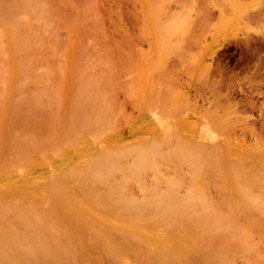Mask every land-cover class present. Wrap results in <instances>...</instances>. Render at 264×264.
Returning a JSON list of instances; mask_svg holds the SVG:
<instances>
[{
  "label": "rangeland",
  "instance_id": "1",
  "mask_svg": "<svg viewBox=\"0 0 264 264\" xmlns=\"http://www.w3.org/2000/svg\"><path fill=\"white\" fill-rule=\"evenodd\" d=\"M8 1L11 3L9 4ZM18 1L0 0V22L4 23L0 25V34L3 35L0 36V46L2 48L0 49V62L3 65L4 61L8 62L10 60V62L7 63L10 67L13 60L15 62L18 59L21 60L20 63L19 60L17 61L16 64L19 63L18 65L12 64V69L10 68L12 71H9L10 69L7 68L10 77L6 76L7 72L6 74L3 72L5 74H3V77L7 78L2 85L0 84V87H3L2 90H0V97L2 95L0 104L3 102V99L9 102L7 99L10 97L9 95H11V97L13 96V99L16 100V97L21 98L20 96H22L23 93L26 97L32 94L27 97L30 100L25 97V101L28 100L30 104L31 102L32 104H28L30 108L26 105L28 108L26 111V106L24 107L22 103L25 105L28 101H23V95L21 98L23 102L19 99L16 101L18 103L21 101L20 105H15L18 108L13 105L15 103H12L13 108H11V105H9V107L8 104L11 103V101L7 103L6 109V102L3 104L4 109L1 108L3 106H0V111L1 109L4 110L3 112L1 111L2 113L0 112L2 114L1 117L4 118L3 120V118L0 117L2 120V122L0 120V126L2 128L9 123H5L6 125L2 124L4 123L3 121L7 122L5 111L7 114L8 111L11 112H9L8 120L11 119L12 123L8 124L9 126L11 125V127H14V125L17 124L15 122L20 120L16 128L14 127L16 130L21 126L19 125L21 123V118L24 120L23 116L27 115L26 113L30 115H28L29 117L26 116L29 120L25 121L28 126L25 125L24 121V124L21 123L23 129L20 128L16 131L8 127L11 133L9 134V132L7 133L6 131L7 135L6 133L4 134L7 126L4 130L0 128L3 132L2 136L6 135L3 136V138L0 136L2 139V141H0V146L3 145V149L7 148L6 150L0 151V155H4L5 153L3 157H9V159H7L0 156V196L2 200L6 199L5 202L1 201L7 204L6 201L9 200L10 206L8 204V208H11V206H14L11 204H13L17 197H14L13 193L17 192L18 197L21 199V194L23 195L27 192L26 194L28 195H24L26 198L21 199L25 201V203L16 200L20 201V203L18 202L19 205H15V209L18 208V210L21 211V209H23L22 207L28 203V206H26L31 209H26H28L31 214L37 212L33 219L36 220V218H38L41 220L46 217L51 220V218L55 217V220L62 221L60 224L62 226L61 228L55 227V230H57L56 232L60 234L58 235V239L60 240V238L67 237L66 239L68 240L72 238L77 240L79 238L78 241L80 242L78 243L72 239L71 242L74 241L72 244L73 246H70L71 248L69 250L65 249V251L69 253V255H67L71 258V264L72 262L77 263V260L78 263L80 261L82 262L79 264H99V261L100 264H105V262H102L103 259L104 261L107 260L106 264H118V262L119 264H139V262L143 263L145 261V264L149 262H151V264H168V262L172 260L173 264H176L174 261L177 260V262L180 261V264H197L198 262L196 263L194 258L192 259L194 262L189 259L196 253L195 256L199 255V259L197 258L198 261H200L201 256H203L200 263L204 261L203 264H217V259L222 258L221 251H223L225 245L224 251L230 250L228 253L230 255L229 258H227L228 256H225L223 253L222 256L225 259H222L224 263L228 259L232 262L235 261L237 264H249L245 263V261H255V258L260 255L262 256V260L259 256L256 262L264 264V209H262L264 207L261 206L263 205L262 203H264V182L262 181L264 179V0H36V3L32 0ZM7 4H9V6ZM15 4H18V7H16ZM28 5H32L31 8ZM24 6L28 7L25 8ZM21 8L25 9L22 10ZM30 9L33 10L31 11ZM20 10L22 13L24 11L26 14L23 13L25 15L24 18V15L21 17L22 14ZM36 10L38 12H36ZM11 12L15 14V17L17 14H21L17 17L24 21L12 16L10 14ZM29 12H32V14ZM3 14H5V16H3ZM32 15L35 16V18ZM28 16L33 18L29 20L30 17ZM11 17L17 22L15 23ZM9 21L13 22V27H16L15 29H17V27L20 28L21 25V28L17 30L19 32L13 30L14 28ZM30 23H32L33 26ZM25 26H28V30L24 28ZM21 29H24L27 33H24V35L22 32L25 37L22 36V40H25V42L29 45L31 44V46L27 44L26 46L24 45L26 48L23 47V41H19L16 38L20 36ZM12 31H14V33ZM27 35H30L31 38L27 37ZM10 38L13 40L10 41ZM18 38L20 39V37ZM30 39L35 40H32V42ZM34 43L37 46L34 45ZM16 46L18 47L16 48ZM32 47L35 49H32ZM13 49L19 52L23 49L24 53L18 52L17 54L16 51L15 55L10 51ZM2 52L7 56H2ZM25 53H28V55ZM23 54L28 56H26L28 61ZM29 55L30 57L32 55V57L30 58ZM1 57L4 58V61ZM18 57H21V59ZM22 57L24 59H22ZM29 60L30 63H28ZM27 63L28 65H26ZM7 64L5 66H7ZM0 67L2 66L0 65ZM4 69L6 68L3 65V69L1 70L0 68V72ZM37 69L40 75H37ZM22 72L26 73L27 78L24 76L25 74L22 75ZM1 75L2 74H0V76ZM20 77L30 79H28L29 82L25 81L26 87H21L23 93L20 90L19 93L22 94L17 96L19 94L15 92L19 90L17 86L23 85L22 83L17 86L15 85V83H19ZM25 78L24 80H26ZM28 85L29 88H27ZM24 89L25 91H23ZM40 89L42 92H40ZM12 93H15V95H12ZM4 94L5 96L7 95V98L3 96ZM81 94L82 98H80ZM14 96L16 97L14 98ZM78 98H80V100ZM40 103L43 105H40ZM20 106L21 108L24 107L22 112L26 111V113L24 112L25 115L22 114L23 116H21V118ZM8 107L10 110H8ZM17 109L20 114L17 113ZM78 111L81 112L78 113ZM14 114H17V116ZM36 114H38V117ZM94 118L96 120L98 119L97 122H94ZM25 120H27V118H25ZM83 122L84 124H82ZM96 123L98 124L95 125ZM24 125L27 127H24ZM76 125H78V127H76ZM85 125H87V128ZM26 129H28V131H26ZM25 132L28 138L34 135V143L32 144V140L28 141L29 144L31 142L32 146L31 144L30 146H25L23 142V148L21 145V148L13 147L15 137H18L21 133L22 135L18 137V140L19 143H22L20 141L25 135ZM5 137H7V140L3 141ZM25 139L27 140V138ZM18 140L17 145H19ZM2 142H5V147ZM34 144L36 146H34ZM212 147L214 151H212ZM19 149H22L26 155H29V158L28 155L26 157L28 160L26 163L27 165H24L23 162L24 159H26V155ZM204 149H208L209 151ZM209 152L210 154H207ZM213 153L217 155H212ZM21 154H23L24 158ZM211 157H213V159ZM16 158L17 160L19 158L17 162ZM20 158H23L22 161ZM4 159L7 160V165ZM205 159L209 161L205 162ZM218 160H220V162ZM202 161L209 164L205 165ZM17 163L19 165H17ZM234 164L237 166L236 168L240 170V174L244 172L242 174L244 177H242V175L238 176L239 173L236 175L238 171H236L237 169H235ZM199 165H203L204 168H199ZM209 165L210 167H208ZM194 166L196 169L199 168L202 170L197 169V171ZM227 166H232V168H234V176L231 175L234 170L229 169V167L227 168ZM120 168H122L120 171L117 170ZM205 168L209 169L206 170ZM213 169H215V172ZM205 170L206 172H204ZM210 170L212 171L210 172L211 176L208 172ZM199 171H202V174ZM18 172H20V174ZM217 175H219L220 180L217 179ZM224 176L226 178H224ZM236 176L239 178L238 181ZM27 177L28 183L22 184L25 180L27 182ZM207 177L210 180H208ZM254 179H256V184L258 183L257 180L262 184H257L258 186L254 184L257 187L256 189L259 188L258 190L262 189L263 191L260 190L261 192H259L255 190L253 184H249L250 182H255ZM212 180L214 182L216 181L215 183L218 185ZM240 180L248 182V186L246 183L243 185L244 183ZM233 182L235 184L237 183L236 186L239 187L236 188ZM239 182L245 187L242 188ZM27 184L28 188L26 187ZM220 184H223L222 187L224 186L225 188L222 189ZM259 185L262 186V188ZM234 186L238 190H235ZM240 187L243 191L239 189ZM24 189L27 191H24ZM206 190L211 192L208 193ZM213 190L215 193H213ZM248 190H251L252 194L254 193L253 195L256 194V196L252 195L256 198L252 197V199L250 197L252 201L250 199L247 201L249 196L247 198L245 197L247 194L251 196V191L248 193ZM253 190H255V192H253ZM144 192L149 193L150 196ZM37 193L39 196L35 198ZM229 194L233 195V198ZM241 194L242 197L245 198H241ZM257 194H259V196ZM207 195H209L212 201H210ZM148 196L152 197L149 198ZM193 196H196V199H199L197 198V196H199L201 198L199 199L200 201L197 200V202L195 199V201L193 200V202H190L195 198ZM219 196L225 199H218L220 198ZM228 196L231 198L230 200ZM188 198H190L189 201ZM154 199L158 200L159 204L158 201ZM227 199L230 202H228ZM256 199L260 202L257 200L258 203L254 204L255 202L253 203V200L256 201ZM134 200L135 202H133ZM47 201L54 205H50ZM116 201H121L120 203L124 208ZM152 201L154 203H152ZM122 202H126L128 205L130 203L132 206L126 207L127 204L124 203L123 205ZM138 202H141V204L139 205ZM216 202H219L220 205ZM1 203L0 206L3 205ZM29 203L31 206H29ZM190 203L193 204L191 205ZM194 203L198 205V210H195L197 206ZM232 203L236 208L238 207L237 210ZM173 204L178 207L175 209V212L172 210L175 208ZM210 204L218 205L217 208L222 207L224 214H221L222 212L220 209H218V211L220 210L221 213L219 212L218 214L215 205L213 206ZM226 204L230 206L229 210H227ZM168 205L172 208H169L171 212L173 211L175 213L168 212V214L176 215V212L179 213L173 218L170 215L171 219L166 213V209L164 210V208H168ZM189 205L190 207H188ZM209 205L210 207L213 206L216 210L213 209V207L210 208ZM33 206L34 208H32ZM244 206L246 208H244ZM251 206L255 207V209H253V207L251 208ZM184 207L186 209L190 208V210H186ZM204 207L206 209H204V213L203 211H199ZM5 208L8 210L6 205ZM126 208L127 210H125ZM130 208H133L132 210L135 211H131ZM15 209H12L13 211L10 209L12 214L10 212L9 214L7 210L4 211L7 214L1 213L0 216L2 217L9 214V216H6V219L4 218L7 225L9 223L8 221L12 220L11 215L14 216V213L17 214L18 210L14 212ZM162 209L163 211L160 212ZM192 209L193 212L195 210L197 214L194 213V215H190V213L193 214ZM31 210L34 213L31 212ZM261 211L262 214H260ZM24 212L25 210H23V213ZM136 212L140 214L143 212L144 214H142V217L143 215L147 216H145L146 218L139 217L142 218L139 219L137 215L140 216V214H136ZM164 213L167 214V216H164L166 219L159 216L165 215ZM216 213L218 215H215ZM232 213L235 215L234 218ZM235 213H237V216ZM244 213L246 215L243 216L242 214ZM20 214L21 213H18L17 215ZM51 214L54 216H51ZM186 214L188 216H185ZM38 215H40V217ZM58 215L60 220L58 219ZM222 215H224L223 217L226 221L231 217V219L235 221V223H233L234 225H230L233 222H231V220H229V222H231L230 224L229 222L227 224L225 221L223 222L224 219L222 220ZM239 216H241V220ZM116 217L119 218L117 219ZM120 217L121 219L123 218V220H121ZM255 217L260 218L259 221L257 220L258 218L256 219ZM28 218L31 219L32 217ZM218 218L220 222L217 223L219 224L215 223L217 224L216 229L219 227L220 231L214 229L216 225L212 224L216 220L219 221ZM2 219H0V228H4L5 233H7L11 227L7 226L5 222L3 224ZM33 219H31V221H33ZM136 219H138V221ZM163 219L167 223H163ZM180 219L184 220V222L179 223L181 221ZM40 220L37 223H42L43 220H41V222ZM48 220L49 219H47L45 223L48 224ZM55 220L52 219L51 221L54 223ZM94 220L96 221L94 222ZM246 220L249 221V224L245 223ZM58 221L55 222L59 224L60 222L58 223ZM168 221H171L169 225H173V228H171V225L170 229L166 228ZM173 221L175 223H173ZM201 221H205L204 224ZM242 221H244V223ZM99 222L103 226L102 228ZM257 222L263 225L261 226L257 224ZM45 223H42V225ZM53 223L52 225L54 226L55 223ZM138 223L140 226L136 225ZM10 224L12 225L11 221L9 225ZM207 224H212L211 226H213L212 228L209 226L211 230L213 229L210 231L211 235L209 234ZM220 224L225 230L226 227L229 228L230 230L228 232H231L227 233L225 230H222L224 231L222 232L221 227L218 226ZM235 224H237V228ZM70 225L73 227L68 228ZM79 225H81L82 229ZM169 225L167 226L168 228ZM181 225L183 228H181ZM230 226L232 228L235 227V229H231ZM242 226H244L245 229L244 233L243 230L240 232ZM43 227L45 226L43 225ZM43 227H41V229ZM65 227H67V229ZM251 227L254 231L255 228L258 230H256L257 232L261 231V233H263L261 234L263 235V239L260 238L261 236H259V238L257 237L260 239L259 241L255 236L253 238L251 234L253 233L257 236L258 233L253 230L251 233V231H249ZM45 228H47V230L50 229V231L52 230L51 227L49 228L46 226ZM71 228L73 231L68 230ZM154 228L155 230L152 231ZM201 228L203 230H201ZM44 229H42L43 231L41 230L42 233L45 232ZM0 230L2 231L3 229ZM61 230L64 233V237L60 233L62 232ZM119 230H123L122 232L124 233L119 232ZM65 231L69 233H66L67 236L65 235ZM88 231L90 232L88 233ZM113 231L114 233H112ZM3 232H1L0 235ZM72 232L75 233V235ZM248 232H250V234H248ZM106 233H108V236ZM110 233L113 235H110L112 243L109 237ZM166 233L168 235H166ZM44 234H46V232ZM77 234L78 236L75 238ZM83 235H85V238ZM199 235L205 238L200 240V238H198L200 237ZM222 235L227 236L223 237L226 243L225 240L223 241L221 238ZM249 235L252 236V241H250L251 238ZM258 235H260V233ZM166 236H169V238ZM173 236L177 237L174 239ZM242 236L246 237V243L243 238L242 243L245 244L241 246L242 243L237 241L241 242ZM6 237L7 236L3 237L4 240ZM96 237L99 239L96 240ZM217 237L221 238L219 240L222 241L218 242V240H216ZM228 237H232L233 240L235 239L234 244L233 240H231L232 243L228 241L230 240ZM88 238H90V240ZM122 238H125L127 242L132 245L126 244V240H123L126 248L123 247ZM58 239L56 237V240ZM64 239H61L63 243H65ZM113 239H117L115 241L117 246H115ZM128 239H130V242ZM2 240L1 238L0 246L2 244L4 247L6 240L4 243ZM68 240L67 242L71 243ZM158 240H161V243ZM194 240L201 241L202 243L195 242ZM254 240L258 242H253ZM155 241L159 242L161 246L157 245L158 243H155ZM247 241H249V244ZM117 242L118 244L121 242L123 246L121 243L118 245ZM134 242V245H137L135 248L133 245ZM172 243L174 246L177 244L176 246L178 247L174 248L176 250H173L174 246ZM255 243L258 246L254 245ZM246 244L249 245V250L247 249L245 251L243 248ZM251 244H253L255 248H252ZM141 245L145 246L144 249L146 252L144 250V252L142 250V252H140L139 249ZM2 246L0 251L4 250ZM5 246H7V244ZM68 246H66V248ZM90 246L92 247L88 248ZM131 246H133L132 249L134 250L130 249ZM171 246L172 248H169ZM231 246H234L233 252H231L232 248H229ZM239 246L241 247L239 248ZM194 247L200 250L202 249L201 251L203 254H198L200 250ZM64 248L65 247L59 248L60 252H63L60 254H64ZM110 248L112 251H115L112 252ZM124 248L125 251L123 250ZM61 249L63 251H61ZM77 249L79 251H75ZM126 249H128L129 254L134 252L132 255L133 258L131 255L128 257L129 255ZM194 249L196 253L191 252L194 251ZM235 249L247 255H240V252L238 251V254L235 252ZM70 250L73 255H77L76 258H74L77 260L73 261ZM166 250L170 251V253L168 252L170 255ZM214 251L215 253L221 252V255L219 253V257L216 256L217 254H215ZM256 251H258L257 253L259 254H256ZM94 252L97 255H95ZM190 252L194 254L191 255L189 254ZM79 253L82 258L78 257ZM90 253L96 257H92ZM100 253L101 255H99ZM141 253L145 254L146 256H143L146 258L147 255L149 258L150 254V259L144 260V257L141 258ZM153 253L154 257L151 255ZM114 254L117 255L115 256ZM248 254H250L251 257ZM207 255L210 257H207ZM172 256L174 258H172ZM186 256L189 259V263L185 262L187 261ZM245 256L248 260L245 259ZM63 257L65 259L66 255ZM112 257L113 259H111ZM95 258L99 261H96ZM208 258L210 261L207 260ZM64 259L63 261H66ZM89 259L90 261H88ZM116 259L118 260L115 261ZM140 259H142V261ZM232 259H234V261ZM94 260L96 262H94ZM112 260H114V262ZM214 260H217L216 263H214ZM67 261L66 264L68 263ZM172 262L170 263L172 264ZM63 263L65 264V262ZM221 263L224 264L223 262ZM230 263L228 262V264ZM253 263L252 261L251 264ZM218 264L220 263L218 262Z\"/></svg>",
  "mask_w": 264,
  "mask_h": 264
},
{
  "label": "bare ground",
  "instance_id": "2",
  "mask_svg": "<svg viewBox=\"0 0 264 264\" xmlns=\"http://www.w3.org/2000/svg\"><path fill=\"white\" fill-rule=\"evenodd\" d=\"M17 1H18V0H17ZM21 1H24V0H21ZM25 1H26V0H25ZM32 1L35 2L36 0H32ZM18 2H19V1H18ZM28 2H30V1H28ZM28 2H27V4H28ZM6 3H7V2H6ZM8 3H9V1H8ZM10 3H11V2H10ZM10 3H9V4H10ZM23 3H24V2H23ZM35 3H36V2H35ZM9 4H7V5L9 6ZM18 4H19V3H18ZM18 4H17V5H18ZM5 5H6V4H5ZM15 5H16V4H15ZM17 5H16V7H18ZM23 5H24V4H23ZM25 5H26V4H25ZM32 5H33V4H32ZM32 5H31V6H32ZM13 6H14V5H13ZM28 6H29V5H28ZM28 6H24V7L27 8ZM31 6H29V7L31 8ZM37 6H38V5H37ZM37 6H35V7H37ZM11 7H12V6H11ZM16 7H15V8H16ZM19 8H20V6H19ZM19 8H18V9H19ZM25 8H24V9H25ZM16 9H17V8H16ZM16 9H15V10H16ZM21 9H22V8H21ZM24 9H22V10H24ZM28 9H29V8H28ZM11 10H12V8H11ZM30 10H31V9H30ZM30 10H29V11H30ZM32 10H33V9H32ZM32 10H31V11H32ZM18 11H19V10H18ZM50 11H51V10H50ZM20 12H21V10H20ZM25 12H26V11H25ZM36 12H38V11L36 10ZM39 12H40V11H39ZM5 13H7V12H5ZM13 13H14V11H13ZM23 13H24V11H23ZM23 13L21 12V14H22V15L20 14L21 17L25 14V13H24V14H23ZM26 13H28V12H26ZM29 13H30V12H29ZM34 13H35V10H34ZM34 13H33V15H34ZM47 13H48V12H47ZM47 13H46V15H47ZM0 14H1V13H0ZM10 14H11L12 16L15 15V14H12V12H11ZM16 14H17V13H16ZM30 14H32V12H31ZM18 15H19V14H17V16H18ZM20 15H19V16H20ZM25 15H26V14H25ZM25 15L23 16V18L25 17ZM33 15H32V16H33ZM3 16H5V14H3ZM9 16H10V15H9ZM17 16H16V17L14 16V17H15V18H18L19 16H18V17H17ZM36 16H37V15H36ZM28 17H30V16H28ZM28 17H27V18H28ZM33 17L35 18V16H33ZM33 17H30L29 20H31ZM52 17H53V16H52ZM2 18H3V17H2ZM5 18H6V17H5ZM27 18H25V19H27ZM3 19H4V18H3ZM8 19H9V18H8ZM11 19H13V21H15V23L17 22L16 20H14L13 17H11ZM18 19H19V18H18ZM18 19H17V20H18ZM1 20H2V19H1ZM6 20H7V19H6ZM9 20H10V19H9ZM19 20H21V19H19ZM22 20H23V19H22ZM22 20H21V21H22ZM33 20H35V19H33ZM2 21H3V20H2ZM23 21H24V20H23ZM9 22H10V21H9ZM19 22H20V21H19ZM30 22H31V21H30ZM32 22H33V21H32ZM47 22H48V21H47ZM5 23H7V22H5ZM33 23H34V22H33ZM1 24H4V23H1V22H0V25H1ZM10 24H11V26L13 27V22H12V21L10 22ZM17 24H18V23H17ZM17 24H16V26H17ZM19 24H21V23H19ZM30 24L33 26L32 23H30ZM30 24H27V25H30ZM35 24H36V23H35ZM48 24H49V22H48ZM48 24H47V26H48ZM8 25H9V24H8ZM23 26H24V25H23ZM32 26H31V27H32ZM34 26H35V25H34ZM13 28H14L13 30H16V31H17L18 29L21 28V25H20V28H18V27H17V29H15L16 27H13ZM24 28H27V30H28V26H27V27L25 26ZM33 28H34V27H33ZM30 29H31V28H30ZM32 30H34V29H32ZM16 31H15V33H16ZM12 32L14 33V31H12ZM17 32H19V31H17ZM22 32H23V34L26 33V32L24 31V29H21V32H20L21 34H20V36H18V37H20L21 40H20L18 37H16L19 41H23L22 38H23L24 36H23ZM30 32H31V31H30ZM30 32H29V33H30ZM0 33H1V31H0ZM26 34H27V33H26ZM1 35H2V34H0V36H1ZM14 35H15V34H14ZM18 35H19V33H18ZM24 35H25V34H24ZM33 35H34V33H33ZM33 35H32V36H33ZM2 36H3V35H2ZM16 36H17V35H16ZM22 36H23V37H22ZM10 37H11V36H10ZM21 37H22V38H21ZM27 37L31 38L30 35H29V36L27 35ZM8 38H9V37H8ZM16 38H15V39H16ZM24 38H25V37H24ZM33 38H35V37H33ZM11 40H13V39L10 38V41H11ZM30 40H31V39H30ZM32 40H35V39H32ZM32 40H31V41H32ZM27 41H28V40H27ZM0 42H1V41H0ZM32 42H33V41H32ZM13 43H14V42H13ZM17 43H18V42H17ZM19 43H20V42H19ZM23 43H24V44H23ZM22 44H23V47H25L28 43L25 42V40H24V41L22 42ZM0 45H1V43H0ZM14 45H15V44H14ZM17 45H18V44H17ZM24 45H25V46H24ZM28 45H29V44H28ZM34 45H36V44L34 43ZM19 46H20V45H19ZM29 46H31V44H30ZM29 46H28V47H29ZM36 46H37V45H36ZM11 47H12V46H11ZM17 47H18V46H16V48H17ZM20 47H22V46H20ZM23 47H22V48H23ZM16 48H15V49H16ZM25 48H26V47H25ZM25 48H24V50H25ZM30 48H31V47H30ZM0 49H2L1 46H0ZM32 49H35V48L32 47ZM32 49H31V50H32ZM24 50L22 49V51H20V52H23V53H24ZM10 51H11V53L13 52V54L16 55V51H17V50L15 51V50L13 49V50H10ZM25 51H26V50H25ZM3 52H4V51H3ZM3 52H2V53H3ZM14 52H15V53H14ZM18 52H19V51H17V54H18ZM20 52H19V53H20ZM0 53H1V52H0ZM3 54H4V55H3ZM3 54H2V56H4V57L7 56V55H5V53H3ZM25 54L28 55V53H25ZM0 55H1V54H0ZM23 55H24V54H23ZM27 55H24V56L26 57ZM12 56H13V55H12ZM12 56H10V57H12ZM13 57H14V56H13ZM27 57H28V56H27ZM27 57H26V59H27V61H28V58H27ZM29 57H30V55H29ZM31 57H32V55H31ZM31 57H30V58H31ZM1 58H3V57H1ZM6 58H8V57H6ZM18 58L21 59V57H18ZM22 59H24V58L22 57ZM1 60H2V59H1ZM18 60H19V59H18ZM18 60H16V62H15L14 60H13V61L11 60L12 63H11V66L9 67V66H8L9 64H7V63L10 62V60H9L8 62H5V61H4V58H3V61H4V62H3V65H4V67H5L6 69H4L2 72H0V74H2V75L0 76V77H1L0 81L2 80L1 83H0L1 85L4 83L5 79L7 78V77L4 78L3 76L6 74V72H7V75H6V76H9L8 73H9V71H12V70H11V69H12V68H11V67H12V64H16ZM20 61H21V60H19V63H20ZM22 61H23V60H22ZM14 62H15V63H14ZM25 62H26V61H25ZM31 62H32V61H31ZM5 63L7 64V66H5V65H6ZM19 63H18V64H19ZM21 63H22V62H21ZM28 63H30V60H29ZM28 63H27L26 65H28ZM18 64H16V65H18ZM0 65L2 66V67H0L1 70H2V69H3V65H2L1 62H0ZM14 66H15V65H14ZM23 66H24V65H23ZM17 67H18V66H17ZM26 67H27V66H26ZM37 67H38V66H37ZM37 67H36V68H37ZM7 68H9V69L11 68V69H10L9 71H7ZM14 68H15V67H14ZM21 68H22V67H21ZM15 71H16V70H15ZM27 71H28V70H27ZM3 72H4L5 74H4ZM25 72H26V70H25ZM14 73H15V72H14ZM26 73H27V72H26ZM26 73H23V72H22V75L25 74L24 76L27 78ZM28 73H29V72H28ZM3 74H4V75H3ZM10 74H11V72H10ZM37 75H40V74H38V69H37ZM29 76H30V75H29ZM29 76H28V77H29ZM9 77H10V76H9ZM15 77H16V76H15ZM25 77H24V78H25ZM39 77H40V76H39ZM20 78H21V77H20ZM22 78H23V77H22ZM22 78L19 79V83H18V82L15 83L16 86H17L18 84H20V83L23 84V85H18L19 88H18V86H17V89H19V90H18V92L15 91L16 93H19V91L21 90V87H22V88H23V86L26 87V82H25V81H28V82H29L28 79H30V78H28V79L25 78L26 80H24V78H23V79H22ZM3 79H4V80H3ZM17 79H18V78H17ZM23 80H24V81H23ZM38 80H40V79H38ZM6 81H7V80H6ZM17 81H18V80H17ZM28 82H27V83H28ZM24 84H25V85H24ZM28 84H29V83H28ZM2 88H3V87L1 86V87H0V90H2ZM9 88H10V86H9ZM13 88H14V87H13ZM27 88H29V85H28ZM14 89H16V88H14ZM35 89H36V87H35ZM12 90H13V89H12ZM12 90H11V91H12ZM8 91H9V90H8ZM23 91H25V89H24ZM27 91H28V90H27ZM21 92H22V90H21ZM40 92H42L41 89H40ZM3 93H6V92H3ZM22 93H23V92H22ZM22 93H21V94H22ZM0 94H1V93H0ZM6 94H7V93H6ZM9 94H10V93H9ZM21 94L19 93L17 96H19V95H21ZM29 94H30V93H29ZM12 95H15V93H12ZM23 95H24V96H23ZM23 95H22V96L24 97V100H23V101H25V97H26V95H25L24 93H23ZM31 95H32V94L27 95V97H28V96H31ZM3 96H5V94H4ZM6 96H7V95H6ZM6 96H5V97H6ZM9 96L11 97V95H9ZM22 96H20V97L22 98ZM1 97H2V95H1ZM1 97H0V99H1ZM5 97H3V98H5ZM10 97H9V98L6 97V98L9 100V102L11 101V103L6 102V101L3 99V100H2L3 102L1 101L2 103L0 104V106H3L4 102H6V103H5V104H6V105H5V109H6L7 103H9L8 106L11 105V108H13V105H14V106H15V105L18 106V104L20 105V103H21V101H22L21 98L14 96V98L16 97V100H15V99H13V96H12V97H11V100H10ZM27 97H26V98H27ZM29 98H30V97H29ZM80 98H82V94L80 95ZM80 98H78V99L80 100ZM17 99H19V100H21V101L18 103V102H16ZM27 99H28V98H27ZM8 100H7V101H8ZM19 100H18V101H19ZM28 100H30V99H28ZM28 100H26V101H28ZM13 101H14V102H13ZM23 101H22V102H23ZM26 101H25V102H26ZM77 101H78V100H77ZM12 103H15V104L12 105ZM28 104L31 105L32 102H31V104H30V102L28 101V103H27V104L25 103V105H24V103H22V105H23L24 107H25L26 105L28 106ZM40 105H43V104L40 103ZM40 105H39V107H40ZM16 106H15V107H16ZM27 106L25 107V108H26V109H25L26 111L28 110ZM37 106H38V105H37ZM9 107H10V106H9ZM9 107H8V110H10ZM24 107L21 108V106H20V108H21V110H20V111H21V112H20V113H21L20 118H21V116L25 115V113H26V111H24L25 113L22 112V111L24 110ZM28 107H29V106H28ZM1 108L4 109V106L1 107ZM16 108H18V107H16ZM20 108H19V109H20ZM29 108H30V107H29ZM37 108H38V107H37ZM37 108H36V109H37ZM84 109H85V108H84ZM31 110H32V109H31ZM80 110H81V109H80ZM1 111L3 112L4 110L1 109ZM1 111H0V112H1ZM17 111H18V109H17ZM17 111H16V112H17ZM37 111H38V110H37ZM2 112H1V113H2ZM9 112H10V111H8V114H7L6 111L4 112V113H6L5 115H6V120H7V122H6V121H3V122H4V123H2L3 125H6L8 122H9L8 124H11V123H12V122H11V119L8 120V119H9V118H8V116H9ZM28 112H29V111H28ZM32 112H33V111H32ZM41 112H42V111H41ZM79 112H81V111H78V113H79ZM1 113H0V117L2 116ZM10 113H11V112H10ZM12 113H13V112H12ZM17 113H19V111H18ZM20 113H19V114H20ZM36 113H37V112H36ZM22 114H23V115H22ZM26 114H27V115L23 116V117H24V120H23V118H21V123H23V121H24V123H25V121H28V120H29L28 117H29L30 115H29V113H26ZM30 114H31V113H30ZM14 115L17 116V114H14ZM28 115H29V116H28ZM32 115H33V114H32ZM37 115H38V114H36V116H37ZM87 115H88V114H87ZM26 116H28V117H26ZM89 116H90V115H89ZM31 117H32V116H31ZM37 117H38V116H37ZM37 117H35V118H37ZM42 117H43V116H42ZM1 118H3V117H1ZM1 118H0V120H1ZM25 118H27V120H25ZM92 118H93V117H92ZM89 119H90V118H89ZM94 119H95V118H94ZM3 120H4V118H3ZM18 120H19V119H18ZM18 120H17V121H18ZM30 120H31V119H30ZM75 120H76V118H75ZM75 120H73V121H75ZM84 120H85V119H84ZM92 120H93V119H92ZM95 120H96V119H95ZM95 120H94V122H97L98 119H97L96 121H95ZM12 121H13V119H12ZM77 121H78V120H77ZM1 122H2V120H1ZM18 122H20V120H19ZM18 122H15V123L18 124ZM85 122H86V121H85ZM92 122H93V121H92ZM5 123H6V124H5ZM15 123H14V124H15ZM21 123H20L19 125L23 126ZM24 123H23V124H24ZM27 123H28V122H27ZM43 123H44V122H43ZM99 123H100V121H99ZM2 124H1V125H2ZM8 124L6 125L8 130H10L11 128H13V129H11V130H16V129H14V127L16 128V125H17V124L14 125V127H11V125L9 126ZM82 124H84V122H83ZM82 124H81V125H82ZM97 124H98V123H96L95 125H97ZM3 125H2V126H3ZM25 125L28 126V124H26V123H25ZM25 125H24V127H27V126H25ZM44 125H45V124H44ZM81 125H80V127H81ZM95 125H94V126H95ZM6 126H5V127H6ZM12 126H13V124H12ZM21 126H20V128L23 129V127H21ZM86 126H87V125H85V127H86ZM5 127L2 128V127L0 126V128H2V130H4ZM8 127H9L10 129H9ZM71 127H72V126H71ZM76 127H78V125H76ZM85 127H84V129H85ZM18 128H19V127H18ZM20 128H19V129H20ZM81 128H82V127H81ZM86 128H87V127H86ZM7 129L4 131V134L6 133V131H7V133L9 132V134L11 133V130L8 131ZM19 129H18V130H19ZM24 129H25V128H24ZM59 129H60V128H59ZM18 130H16V131H18ZM0 131H1V130H0ZM23 131H25V130H23ZM26 131H28V129H26ZM87 131H88V129H87ZM21 132H22V131H21ZM50 132H51V131H50ZM50 132H48V133H50ZM56 132H57V131H56ZM85 132H86V131H85ZM85 132H84V133H85ZM7 133H6V134H7ZM13 133H14V132H13ZM16 133H17V132H16ZM54 133H55V132H54ZM2 134H3V132L1 131V135H0V136H1L2 138H3V136H6V135H3V136H2ZM24 134H25V135H24ZM24 134H23V135H24L23 138H22V136H21V138H22L23 141L21 140L20 142H22V143H19V140H18V137H19L20 135H22L21 133H20V135H19L18 137H15L14 143H15L16 146H15L14 143H13V147L18 148V147H20V145L22 146L23 142H24L25 146H30L31 142H32V144L34 143V141H35V139L33 140L34 135H33L31 138H30V136H29V138H28V136L26 135V132H25ZM7 135H8V134H7ZM54 135H55V134H54ZM56 135H57V134H56ZM1 137H0V141H2ZM24 137L27 138V140H26ZM6 138H7V137H5V138L3 139V141H6V140H7ZM16 138H17V139H16ZM51 138H52V137H51ZM24 139H25V140H24ZM29 139H30V140H29ZM17 140H18V144H19V145H17ZM31 140H32V141H31ZM55 140H56V138H55ZM15 141H16V142H15ZM26 141H27V142H26ZM28 141H31L30 144H29ZM38 141H39V140H38ZM4 143H5V142H4ZM4 143L2 142V144H4ZM26 143H27V145H26ZM24 144H23V145H24ZM32 144H31V146H32ZM210 145H211V144H210ZM7 146H8V144H7ZM9 146H10V145H9ZM34 146H36V145L34 144ZM211 146H212V145H211ZM213 146H214V145H213ZM0 147H1V148H0V151H3V150H6V149H7V148H6V149H5V148L3 149V148H2L3 145L0 146ZM4 147H5V144H4ZM10 147H11V146H10ZM13 147H12V148H13ZM39 147H40V146H39ZM39 147H38V148H39ZM8 148H9V147H8ZM20 148H21V147H20ZM22 148H23V146H22ZM14 149H15V148H14ZM19 150H22V149H19ZM36 150H37V149H36ZM204 150L207 151L208 149H204ZM210 150H211V148H210ZM217 150L219 151V148H218V147H217ZM22 151H23V150H22ZM28 151H29V150H28ZM206 151H205V153H206ZM208 151H209V150H208ZM212 151H214V150H213V147H212ZM5 152H7V151H5ZM20 152H21V151H20ZM25 152H26V151H25ZM39 152H40V151H39ZM210 152H211V151H210ZM210 152L207 153V154H210ZM1 153H2V152H1ZM3 153H4V152H3ZM18 153H19V152H18ZM18 153H17V154H18ZM30 153H31V151H30ZM191 153H192V151H191ZM23 154H25L24 151H23ZM23 154H21L22 157H23ZM202 154H204V153H202ZM220 154H221V153H220ZM4 155H5V153H4ZM4 155H0V156L3 157ZM18 155H19V154H18ZM25 155H26V154H25ZM25 155H24V156H25ZM27 155H28V154H27ZM27 155L25 156V158L27 157ZM205 155H206V154H205ZM212 155H217V154L213 153ZM218 156H219V155H218ZM220 157H221V156H220ZM3 158H7V157L5 156V157H3ZM23 158H24V157H23ZM23 158H22V159H23ZM28 158H29V155H28ZM203 158H204V156H203ZM211 158L213 159V157H211ZM252 158H253V157H252ZM7 159H9V157H8ZM22 159L20 158L21 161H22ZM207 159H208V157H207ZM207 159H205L204 161H205V162H208L209 160H207ZM4 160H6V159H4ZM18 160H19V158H18ZM18 160H17V158H16V162H17ZM210 160H211V159H210ZM216 160H217V159H216ZM30 161H31V160H30ZM218 161L220 162V160H218ZM218 161H217V162H218ZM5 162H6V165H7V160H6ZM8 162H9V161H8ZM10 162H11V161H10ZM13 162H14V161H13ZM23 162H24V165H25V164L28 162L27 158L24 159ZM202 162H203V161H202ZM202 162H201V163H202ZM213 162H214V161H213ZM219 162H218V163H219ZM20 163H22V162H20ZM203 163H204V162H203ZM10 164H11V163H10ZM22 164H23V163H22ZM193 164H194V163H193ZM204 164H205V165H208L209 163H208V164L204 163ZM204 164H203V165H204ZM214 164H215V163H214ZM216 164H217V163H216ZM220 164H221V163H220ZM220 164H219V165H220ZM222 164H223V163H222ZM0 165H1V161H0ZM8 165H9V163H8ZM17 165H19V164L17 163ZM26 165H27V164H26ZM203 165H202V166L199 165V168H202V167L204 168ZM11 166H12V164H11ZM15 166H16V165H15ZM20 166H21V164H20ZM195 166H196V165H195ZM195 166H194V167H195ZM213 166H214V165H213ZM217 166H218V165H217ZM232 166H233V165H232ZM232 166H230V167L227 166V168L229 167V169H233V170H234V168H232ZM234 166H235V164H234ZM234 166H233V167H234ZM109 167H110V166H109ZM117 167H118V166H117ZM134 167H135V166H134ZM208 167H210V165H209ZM211 167H212V166H211ZM236 167H237V166H235V169H237ZM7 168H8V167H7ZM18 168H19V167H18ZM69 168H71V167H69ZM111 168H112V166H111ZM136 168H137V167H136ZM199 168H197V169H198V170H202V169H203V168H202V169H199ZM212 168H213V167H212ZM214 168H215V167H214ZM217 168H218V167H217ZM217 168H216V169H217ZM219 168H220V166H219ZM238 168H239V167H238ZM14 169H15V168H14ZM108 169H110V168H108ZM114 169H115V168H114ZM121 169H122V168L117 169V170L120 171ZM133 169H134V168H133ZM138 169H139V168H138ZM195 169H196V167H195ZM197 169H196V170H197ZM205 169L207 170V169H209V168H205ZM16 170H17V168H16ZM112 170H113V169H112ZM198 170H197V171H198ZM206 170H205L204 172H206ZM220 170H221V169H220ZM225 170H226V169H225ZM225 170H224V171H225ZM233 170H232V171H233ZM110 171H111V170H110ZM113 171H115V170H113ZM213 171L215 172V169H213ZM216 171H218V170H216ZM224 171H223V175H224ZM230 171H231V170H230ZM236 171H238V172L236 173V175H237V174L239 173L240 170L237 169ZM241 171H242V170H241ZM67 172H68V171H67ZM117 172H118V171H117ZM199 172H200V171H199ZM201 172H202V171H201ZM201 172H200V173H201ZM208 172H209V174H210V172H212V171L210 170V171H208ZM227 172H228V171H227ZM234 172H235V170L232 172L233 174L230 172L232 176L235 175ZM242 172H243V171H242ZM18 173L20 174V172H18ZM21 173H22V172H21ZM243 173H244V172H243ZM243 173H242V174H243ZM245 173H246V172H245ZM249 173H250V172H249ZM1 174H2V173H1ZM201 174H202V173H201ZM205 174H206V173H205ZM220 174H221V173H220ZM227 174H228V173H227ZM242 174L239 173L238 176H240V175H242ZM225 175H226V174H225ZM245 175H246V174H245ZM206 176H207V175H206ZM208 176H209V175H208ZM210 176H211V174H210ZM210 176H209V177H210ZM214 176H215V174H214ZM217 176H218L217 179L220 180V179H219V178H220L219 175H217ZM220 176H221V175H220ZM227 176H228V175H227ZM228 177H229V176H228ZM242 177H244V176L242 175ZM207 178H208V177H207ZM224 178H226V177L224 176ZM231 178H232V177H231ZM236 178H237V176H236ZM236 178H235V179H236ZM228 179H229V178H228ZM238 179H239V178H237V181H238ZM244 179H245V178H244ZM250 179H251V178H250ZM257 179H258V178H257ZM205 180H206V179H205ZM208 180H210V179L208 178ZM213 180H214V179H213ZM213 180H212V181H213ZM215 180H216V179H215ZM222 180H223V179H222ZM222 180H221V181H222ZM247 180H248V179H247ZM254 180H255V182H250L249 184H253V185H254V184H255V185H257V184H261V183H259L258 180H257L258 183L256 184V179H254ZM17 181H18V180H17ZM22 181H23V180H22ZM225 181H226V180H225ZM240 181H241V180H240ZM249 181H250V180H249ZM262 181L264 182V179H263ZM13 182H14V181H13ZM213 182H214V181H213ZM215 182H216V181H215ZM215 182H214V183H215ZM223 182H224V181H223ZM223 182H222V183H223ZM230 182H231V181H230ZM241 182L244 183L243 185H245V183H246V185H247V183H248V182L243 181V180H242ZM241 182H239V183L241 184ZM25 183H28V177H27V182H26V180H25L22 184H25ZM218 183H219V182H218ZM233 183H234V182H233ZM239 183H238V184H239ZM203 184H204V183H203ZM208 184H209V183H208ZM215 184H217V183H215ZM215 184H213V185H214V186H217V185H218V184H217V185H215ZM234 184H235V183H234ZM236 184H237V183H236ZM236 184H235V186H236ZM206 185H207V183H206ZM220 185H221V184H220ZM222 185H223V184H222ZM222 185H221L220 187H221L222 189H224V188H225V187H224V186H225V183H224V186H223V187H222ZM232 185H233V184H232ZM241 185H242V184H241ZM243 185H242V188L245 187V186H243ZM255 185H254V186H255ZM261 185H262V184H261ZM263 185H264V184H263ZM13 186H14V185H13ZM24 186H25V185H24ZM203 186H204V185H203ZM211 186H212V185H211ZM214 186H213V187H214ZM235 186H234V188H235ZM247 186H248V185H247ZM249 186H251V185H249ZM257 186H258V185H257ZM259 186H260V185H259ZM26 187L28 188V184L26 185ZM238 187H239V186H236V188H238ZM260 187L262 188V186H260ZM15 188H16V187H15ZM22 188H24V187H22ZM216 188H217V187H216ZM216 188H215V189H216ZM221 188H220V190H221ZM236 188H235V190H238V189H236ZM242 188L240 187L239 189H240L241 191H243ZM254 188H255V190H258V189H259V188L256 189V188H257L256 186H255ZM7 189H8V188H7ZM7 189H6V190H7ZM37 189H38V188H37ZM204 189H205V188H204ZM206 189H207V187H206ZM218 189H219V187H218ZM207 190H208V189H207ZM207 190H206V192H208ZM228 190H229V188H228ZM232 190H233V189H232ZM255 190H253V192H255ZM260 190H262V189H260ZM260 190H258V191L261 192ZM11 191H12V189H11ZM15 191H16V190H15ZM24 191H27V190L24 189ZM34 191H35V190H34ZM34 191H33V192H34ZM209 191H210V190H209ZM221 191H222V190H221ZM223 191H224V190H223ZM250 191H251V190H248V193H250ZM262 191H263V190H262ZM18 192H19V191H18ZM210 192H211V191H210ZM210 192H208V193H210ZM236 192H239V191H236ZM236 192H235V193H236ZM259 192H258V193H259ZM15 193H16V195H15ZM15 193H13V194H14V197L17 196L15 199H16V200H20V201H22L23 203H25V201H23V200H21V199H22V198H23V199L26 198L25 196L28 195V194H26L27 192H25V194H23V195L21 194V196H22V197L20 196L21 199L18 197V193H17V192H15ZM144 193H145V192H144ZM150 193H151V192H150ZM213 193H215L214 190H213ZM223 193H224V192H223ZM226 193H227V192H226ZM239 193H240V192H239ZM242 193H243V192H242ZM145 194H148V195H149V193H145ZM217 194H218V192H217ZM230 194H231V193H230ZM230 194H229V195H230ZM246 194H247V193H246ZM253 194H254V193H253ZM253 194H252V191H251V196H250L249 194H247V196H245L246 198L249 196V198L247 199V201H249V199L251 200V198H252L253 196H256V194H255V195H253ZM260 194H261V193H260ZM19 195H20V194H19ZM24 195H25V196H24ZM35 195H36V194H35ZM151 195H153V194H151ZM191 195H193V194H191ZM238 195H239V194H238ZM252 195H253V196H252ZM257 195L259 196V194H257ZM37 196H39L38 193H37L36 197H35V196H34V197L37 198ZM149 196H150V195H149ZM149 196H148V197H149ZM207 196H208V198L210 199L209 195H207ZM220 196H221V195H220ZM220 196H219V197H220ZM223 196H224V195H223ZM230 196L233 198V195H230ZM258 196H257V197H258ZM151 197H152V196H151ZM151 197H149V198H151ZM191 197H192V196H191ZM193 197H195V198L192 199L190 202H193V200L195 201L196 196H193ZM204 197H205V196H204ZM215 197H216V196H215ZM228 197H229V196H228ZM245 197H242V194H241V198H245ZM250 197H251V198H250ZM17 198H18V199H17ZM27 198H28V197H27ZM144 198H145V197H144ZM149 198H148V202H149ZM197 198L201 199L199 196H197ZM205 198H206V197H205ZM208 198H207V199H208ZM222 198H223V197H220V198H218V199H222ZM253 198H256V197H253ZM253 198H252V199H253ZM189 199H190V198H188V201H189ZM199 199H196V201H197V200L200 201ZM209 199H208V201H209ZM224 199H225V198H224ZM224 199H222V200H224ZM230 199H231V198L229 197V200H230ZM260 199H262V198H260ZM1 200H2V199H1V196H0V203H1L2 201L5 202L6 199H4V200H2V201H1ZM16 200H15V201L13 202V204H11V205H14V206H15V205L18 204V202L20 203V201H16ZM31 200H32V199H31ZM120 200H123V199H120ZM141 200H142V199H141ZM145 200H146V199H145ZM154 200H155V199H154ZM202 200H203V199H202ZM215 200H216V199H215ZM215 200H214V202H215ZM222 200H221V201H222ZM227 200H228V199H227ZM229 200H228V202H230ZM257 200H258V199H256V201L253 200V203L255 202L254 204H256V203L260 202L259 200H258V202H257ZM262 200H263V199H262ZM33 201H34V200H33ZM39 201H40V200H39ZM143 201H144V200H143ZM155 201H158V200H155ZM198 201H197V202H198ZM205 201H206V199H205ZM208 201H207V202H208ZM210 201H212V200L210 199ZM210 201H209V202H210ZM233 201H235V200H233ZM239 201H240V200H239ZM251 201H252V200H251ZM6 202H7V204H6V203H3V202L1 203V204H3V205H2L3 207H2V206H0V207H2L3 209L0 208V209H1L0 215H1V213H6V212H4V211L7 210V209L5 208V205H6L7 208H8L9 200L6 201ZM15 202H17V203H15ZM47 202H49V201H47ZM113 202H114V201H113ZM116 202H118V201H116ZM120 202H121V201H119L118 203H120ZM126 202H129V201H126ZM126 202H124V203H126ZM133 202H135V200H134ZM141 202H142V201H141ZM141 202H140V203L138 202V204L140 205ZM145 202H146V201H145ZM145 202H144V203H145ZM197 202H196V203H197ZM201 202H204V201H201ZM201 202H200V203H201ZM207 202H206V204H207ZM222 202H223V201H222ZM240 202H241V201H240ZM261 202H262V201H261ZM31 203H32V202H31ZM36 203H37V202H36ZM49 203H50V205H54V204H51V202H49ZM49 203H48V204H49ZM122 203H123V202H122ZM124 203H123V205H124ZM144 203H143V204H144ZM152 203H154V202L152 201ZM155 203H156V202H155ZM216 203L219 204V202H216ZM220 203H221V202H220ZM250 203H251V202H250ZM29 204H30V203H29ZM34 204H35V202H34ZM126 204H127V205H126ZM126 204H125L126 207H128V206H132V205H130V203H129V205H128V203H126ZM143 204H142V205H143ZM158 204H159V201H158ZM190 204H191V203H190ZM192 204H193V203H192ZM192 204H191V205H192ZM194 204H195V203H194ZM197 204H198V203H197ZM197 204H195V205L197 206V209H195V210H198V209H199ZM206 204H205V205H206ZM222 204H223V203H222ZM242 204H243V203H242ZM242 204H241V205H242ZM251 204H252V203H251ZM262 204L264 205V203H262ZM18 205H19V204H18ZM26 205L28 206V203H27ZM26 205H25L24 207H22V208H23V209H21L22 212H21L20 210H18V208L15 209L16 206H15V207L13 206L14 208H13L12 206H11V208H10V207L8 208V210H7L8 213H9V212L11 213L14 209H15L14 212H16V211L18 210L17 214H18V213H21L20 215H17L16 213L13 212L15 217L11 215L12 220H9V221H8L9 223H10V221H11L12 225H11V224L9 225V223H8V225H7V223L5 222L6 216H9L10 213H9L8 215L3 216V217L0 216V219L3 218V219H2L3 224H4V222H5L7 226H10V227H11V228L8 227V228H9V231H8L7 233H5L4 228H0V229H3L4 232H3V230H2V231L0 230V231L6 234V235H5V234L2 233V234H3V237H4V236H7L6 239H5V240H6V242H5L4 238L2 237V234L0 235V240H1V238H2V239H3L2 242H3V243L5 242V243H4L5 245L7 244V246L4 245V247H3L2 244H1V246H2L3 249L5 250V251L2 250L3 252L0 251V255H1V256H0V262H1V264H64L63 262H65V264H66V261H67V260H70V261H67V262H68L67 264H69V263L71 264V258L68 256L69 253L66 252L65 249H66V250H69V249L73 246L72 244H73L74 241L71 242V240L74 239V238H72L71 240L66 239L67 237H64V233H63V231L61 230L62 232H60V233L62 234V236H63L65 239H64V238H60V240H59V239H58V238H59L58 235H60V234L56 232L57 230H55V229L58 228V227H59V228L62 227V226L60 225V224L62 223V221L60 222V221H58V220H55V217H54V218H51V220L54 219L55 221H58V223L60 222L59 224H57V222L54 221L55 225L53 226V225H52L53 221H51L50 218H46V217H44L43 219H41V220L44 221V222L42 221V223H45L46 220L49 219L47 222H49L48 224H50V225H48L47 223H45V224H43V225H44L45 227H46V226L49 227V228L51 227V229L53 230V232H52V230L50 231V229L47 230V228L43 227L42 223H37V222H39L40 219H38V218H36V217H35L36 220L33 219L34 216H35V214H37V212L34 213V212L31 210V212L34 213V214H31V213L28 211V209H29L30 207L28 208ZM55 205H56V204H55ZM102 205H105V204H102ZM120 205H121V203H120ZM142 205H141V206H142ZM150 205H151V204H150ZM150 205H149V206H150ZM152 205H153V204H152ZM165 205H166V204H165ZM177 205H178V204H177ZM199 205H200V204H199ZM210 205H213V206H214L215 204H210ZM210 205H209V207H210ZM219 205H220V204H219ZM226 205H227V204H226ZM230 205H231V204H230ZM232 205H234V204L232 203ZM237 205H239V204H237ZM244 205H245V204H244ZM247 205H248V204H247ZM260 205H261V204H260ZM263 205H261V206L264 207ZM9 206H10V204H9ZM29 206H31V204H30ZM114 206H115V205H114ZM121 206H122V205H121ZM141 206H140V207H141ZM147 206H148V205H147ZM153 206H154V205H153ZM156 206H157V205H156ZM156 206H155V207H156ZM160 206H161V205H160ZM169 206H170V205H168V208H167L166 206H165L166 208H164V210L166 209L167 212H166V211H165V212H166L167 214H168V212H171V210L169 209V208H171V207H169ZM171 206H172V205H171ZM173 206H174L175 208L173 207L174 209H172V208H171V209L174 210V212H175V209H177L178 207L175 206L174 204H173ZM203 206H204V205H203ZM203 206H202V207H203ZM213 206H211V207H213ZM217 206H218V205H217ZM217 206L215 205V207H216L217 210H216L214 207H213V209H215L216 211H218V209H220L222 213H221L220 210H219V211H218V214H219V212H220L221 214H224V212H223V210H222V207H221V208H219V207L217 208ZM234 206H235V205H234ZM234 206H233V207H234ZM249 206H250V205H249ZM261 206H260V207H261ZM100 207H102V206H100ZM111 207H112V206H111ZM115 207H116V206H115ZM122 207H123V206H122ZM145 207H146V205H145ZM157 207H158V206H157ZM182 207H183V206H182ZM188 207H190V205H189ZM193 207H194V206H193ZM206 207H207V206H206ZM211 207H210V208H211ZM223 207H224V206H223ZM231 207H232V206H231ZM239 207H240V206H239ZM252 207H253V206H251V208H252ZM262 207H261V208H262ZM26 208H28V209H26ZM32 208H34V206H33ZM48 208H49V207H48ZM123 208H124V207H123ZM162 208H163V207H162ZM179 208H180V207H179ZM184 208H185V207H184ZM207 208H208V207H207ZM229 208H230V206L227 205V210H229ZM234 208H236V206H235ZM237 208H238V207H237ZM237 208H236V210H237ZM242 208H243V206H242ZM244 208H246V207L244 206ZM249 208H250V207H249ZM10 209H11V210L13 209V210L11 211ZM19 209H20V208H19ZM30 209H31V208H30ZM36 209H37V208H36ZM38 209H41V208H38ZM98 209H99V208H98ZM130 209H131V211H135V210H132L133 208H130ZM130 209H128V210H130ZM144 209H146V208H144ZM167 209L170 210V211H168ZM181 209H182V208H181ZM185 209H186V208H185ZM187 209L190 210V208H187ZM187 209H186V210H187ZM193 209H194V208H193ZM193 209H192V212H193ZM204 209H205V207H204L202 210L200 209L199 211H203V213H204L205 210H206V209H205V210H204ZM213 209H211V210H213ZM225 209H226V207H225ZM225 209H224V210H225ZM232 209H233V208H232ZM253 209H255V207H253ZM257 209H258V207H257ZM262 209H264V208H262ZM23 210H25L26 213H25V212L23 213ZM41 210H42V209H41ZM44 210H46V209H44ZM44 210H43V212H44ZM104 210H105V206H104ZM125 210H127V208H126ZM148 210H151V209H148ZM195 210H194L193 214L190 213V215H194ZM209 210H210V209H209ZM233 210H234V209H233ZM233 210H232V211H233ZM249 210H250V209H249ZM249 210H248V213H249ZM2 211H3V212H2ZM38 211H39V210H38ZM143 211H144V210H143ZM162 211H163V209L160 210V212H162ZM232 211H230V212H232ZM240 211H241V209H240ZM252 211H253V210H252ZM254 211H255V210H254ZM27 212H28V213H27ZM39 212H40V211H39ZM174 212L172 211L171 213L175 214ZM211 212H212V211H211ZM211 212H210V213H211ZM46 213H47V212H46ZM50 213H51V212H50ZM52 213H53V212H52ZM82 213H83V212H82ZM137 213H138V212H136V214H137ZM145 213H146V211H145ZM158 213H159V212H158ZM166 213H164L165 215H159V216H161V217L163 218L164 216H167ZM177 213H178V212H176V215H177ZM200 213H201V212H200ZM206 213H207V212H206ZM208 213H209V211H208ZM214 213H215V212H214ZM6 214H7V213H6ZM11 214H12V213H11ZM15 214H16L17 216H16ZM53 214H54V213H53ZM53 214H51V216H52ZM71 214H73V213H71ZM83 214H85V213H83ZM108 214H110V213H108ZM130 214H131V213H130ZM130 214H128V215L131 216ZM138 214H140V213H138ZM142 214H144V213L142 212ZM142 214H140V216L137 215V217H138V218H139V217H142ZM146 214H147V213H146ZM155 214H156V212H155ZM155 214H154V215H155ZM161 214H163V213H161ZM173 214H168V216L171 215L172 218H173V217L176 216V215H173ZM178 214H179V213H178ZM187 214H188V213H187ZM187 214H186L185 216H188ZM195 214H197V213H195ZM218 214L216 213L215 215H218ZM221 214H220V215H221ZM232 214H233V213H232ZM235 214H236V216H237V213H235ZM250 214H251V213H250ZM260 214H262V211H261ZM29 215H30V216H29ZM32 215H33V216H32ZM56 215H57V214H56ZM64 215H66V214H64ZM110 215H111V214H110ZM110 215H109V216H110ZM156 215H157V214H156ZM210 215H211V214H210ZM233 215H234V214H233ZM233 215H232V216H233ZM239 215H240V214H239ZM242 215L244 216V215H246V214L244 213V214H242ZM248 215H249V214H248ZM258 215H259V214H258ZM258 215H257V216H258ZM38 216L40 217V215H38ZM48 216H49V215H48ZM53 216H54V215H53ZM101 216H102V215H101ZM106 216H108V215H106ZM111 216H112V215H111ZM114 216H115V215H114ZM133 216H134V215H133ZM145 216H147V215H143V217H145ZM149 216H150V215H149ZM171 216L169 217L170 219H171ZM182 216H183V213H182ZM198 216H200V215H198ZM205 216H206V218H207V215H206V214H205ZM223 216H224V215H222V217H223ZM253 216H254V215H253ZM262 216H263V215H262ZM262 216H261V217H262ZM13 217H14V219H13ZM28 217H32L31 219H33V221H31V219L28 218ZM41 217H43V216H41ZM61 217H62V216H61ZM87 217H88V216H87ZM125 217H126V216H125ZM143 217H142V218H143ZM189 217H190V216H189ZM201 217H202V216H201ZM234 217H235V215L233 216V218H234ZM4 218H5V219H4ZM45 218H46V219H45ZM62 218H63V217H62ZM64 218H65V217H64ZM70 218H71V217H70ZM73 218H74V217H73ZM89 218H90V216H89ZM116 218H117V217H116ZM118 218H119V217H118ZM118 218H117V219H118ZM142 218H139V219H142ZM145 218H146V217H145ZM150 218H151V216H150ZM159 218H160V217H159ZM177 218H178V217H177ZM191 218H192V217H191ZM195 218H196V217H195ZM198 218H199V217H198ZM236 218H238V217H236ZM239 218H240V220H241V216H239ZM255 218L257 219L258 217H255ZM58 219H59V215H58ZM65 219H66V218H65ZM76 219H77V218H76ZM87 219H88V218H87ZM91 219H92V218H91ZM117 219H116V221H117ZM120 219H121V217H120ZM164 219H166V218L164 217ZM164 219H163V223L166 222V221H164ZM181 219H182V217H181ZM181 219H180V220H181ZM187 219H188V218H187ZM199 219H200V218H199ZM214 219H216V218H214ZM214 219H213V221H214ZM223 219H224V217L222 218V220H223ZM226 219H227V215H226ZM244 219H245V218H244ZM256 219H254V220H256ZM259 219H260V218H258L257 220L259 221ZM261 219H262V218H261ZM3 220H4V221H3ZM41 220H40V222H41ZM59 220H60V219H59ZM73 220H74V219H73ZM73 220H72V221H73ZM104 220H105V219H104ZM121 220H123V218H122ZM134 220H135V219H134ZM136 220L138 221V219H136ZM148 220H149V219H148ZM151 220H152V219H151ZM167 220H169V219H167ZM180 220H178V221H180ZM206 220H207V219H206ZM208 220H209V219H208ZM218 220H219V218H218ZM229 220H231V222L233 221V219H231V217H230ZM229 220L226 221V220L224 219L223 222L225 221V223L227 224V223L229 222ZM251 220H252V219H251ZM0 221H1V220H0ZM35 221H36V222H35ZM50 221H51L52 223H51ZM65 221H66V220H65ZM77 221H78V220H77ZM95 221H96V220H94V222H95ZM97 221H98V220H97ZM131 221H132V217H131ZM131 221H130V222H131ZM188 221H189V220H188ZM68 222H69V221H68ZM90 222H91V221H90ZM127 222H128V221H127ZM158 222H159V221H158ZM169 222H171V221H168V225H169ZM181 222H184V220H181L179 223H181ZM186 222H187V221H186ZM201 222H202V221H201ZM201 222H200V223H201ZM204 222H205V221H203L202 223L204 224ZM215 222H216V223H217V222H220V220H219V221L216 220V221H214L213 223L211 222L212 224L216 225V227H215L214 229H216V228H217V224H219V223L216 224ZM231 222H229V224H230ZM240 222H241V221H240ZM240 222H239V223H240ZM242 222L244 223V221H242ZM248 222H249V221L246 220L245 223L249 224ZM261 222H262V220H261ZM54 223H53V224H54ZM99 223H100V222H99ZM116 223H118V222H116ZM134 223H135V222H134ZM139 223H140V222H139ZM139 223L136 224V225H139ZM142 223H143V222H142ZM152 223H153V222H152ZM166 223H167V222H166ZM166 223H165V225H166ZM173 223H175V222L173 221ZM193 223H194V222H193ZM202 223H201V224H202ZM225 223H224V224H225ZM233 223H235V221H233L230 225H232ZM243 223H242V225H243ZM254 223H256V222H254ZM0 224H1V223H0ZM46 224H47V225H46ZM56 224H57V225H56ZM65 224H66V223H65ZM78 224H79V223H78ZM127 224H128V223H127ZM140 224H141V223H140ZM153 224H154V223H153ZM212 224H211V225H212ZM240 224H241V223H240ZM247 224H245V225H247ZM257 224H260V223L257 222ZM6 225H5V226H6ZM59 225H60V226H59ZM68 225H69V224H68ZM68 225H67V226H68ZM76 225H77V224H76ZM76 225H75V226H76ZM94 225H95V224H94ZM99 225H101V223H100ZM145 225H146V224H145ZM151 225H152V224H151ZM155 225H156V224H155ZM168 225H167V226H168ZM170 225H171V224H170ZM170 225H169V228H168L167 226H166V228H167V229H170L171 226H172L171 228H173V225H171V226H170ZM177 225H178V224H177ZM179 225H180V224H179ZM182 225H183V224H182ZM182 225H181V228H183ZM205 225H206V224H205ZM207 225H208V224H207ZM211 225H208V228H209V226H211ZM233 225H234V224H233ZM235 225H236L235 227L237 228V227H238L237 224H235ZM245 225H244V226H245ZM260 225L262 226L263 224L261 223ZM7 226H6V227H7ZM56 226H57V227H56ZM65 226H66V225H65ZM79 226H80V228H81V225H79ZM84 226H85V225H84ZM84 226H82V227H84ZM125 226H126V225H125ZM139 226H140V225H139ZM184 226H185V224H184ZM191 226H192V225H191ZM199 226H200V225H199ZM218 226L221 227V224L218 225ZM225 226H226V225H225ZM244 226L241 227L240 232H242V230H243V233H244V231H245ZM41 227H43L42 229H44V228L46 229V230L44 229V231L46 232L47 235L44 234L45 232L42 233L43 230L41 229ZM55 227H56V228H55ZM70 227H73V226L70 225L68 228H70ZM76 227H77V226H76ZM99 227H100V226H99ZM102 227H103V226L101 225V228H102ZM164 227H165V226H164ZM175 227H176V226H175ZM186 227H187V226H186ZM186 227H185V229H186ZM212 227H213V226H211V228H212ZM233 227H234V226H233ZM235 227L232 228V227L230 226L231 229H235ZM253 227H254V226H253ZM65 228L67 229V227H65ZM104 228H105V227H104ZM202 228H203V227H202ZM202 228H201V230H203ZM222 228H223V226L221 227V231H222V230H225V228H223V229H222ZM258 228H259V227H258ZM66 229H65V230H66ZM81 229H82V228H81ZM105 229H106V228H105ZM139 229H140V228H139ZM150 229H151V228H150ZM191 229H192V228H191ZM239 229H240V226H239ZM246 229H247V228H246ZM248 229H250V228H248ZM41 230H42V231H41ZM54 230H55V231H54ZM68 230H69V231H70V230L73 231L72 228H71V229H68ZM75 230H76V229H75ZM79 230H80V229H79ZM79 230H77V231H79ZM83 230H84V229H83ZM83 230H82V231H83ZM101 230H102V229H101ZM101 230H100V231H101ZM103 230H104V229H103ZM115 230H116V229H115ZM153 230H155V228L152 229V231H153ZM183 230H184V229H183ZM212 230H213V229H212ZM212 230L209 228V234H210V231H212ZM216 230H219V227H218V229H216ZM229 230H230V229L226 227L225 232L230 233L231 231L228 232ZM252 230H253V229H252V227H251V230H249V231H251V233H252ZM256 230H257V229L255 228V231H254V230H253V231H254V232H257L258 230H257V231H256ZM260 230H261V229H260ZM122 231H123V230H122ZM122 231L119 230V232L124 233V232H122ZM191 231H192V230H191ZM206 231L208 232L207 228H206ZM219 231H220V230H219ZM232 231H233V230H232ZM1 232H0V233H1ZM48 232H49L50 234H49ZM58 232H59V230H58ZM84 232H85V231H84ZM89 232H90V231H88V233H89ZM154 232H155V231H154ZM188 232H189V231H188ZM199 232H200V231H199ZM214 232H215V230H214ZM222 232H224V231H222ZM233 232H234V231H233ZM237 232H238V231H237ZM66 233H67V231H65V235L67 236V234H69V233H67V234H66ZM72 233H73V232H72ZM72 233H71V234H72ZM76 233H77V232H76ZM80 233H81V230H80ZM80 233H79V234H80ZM112 233H114V231H113ZM112 233L109 234V237H110V235H112ZM203 233H204V232H203ZM219 233H220V232H219ZM235 233H236V231H235ZM238 233H239V232H238ZM245 233H246V232H245ZM257 233H258V234L260 233V235L257 234V236H256V235H254L253 233L251 234V235H253V238H254V236H255L256 239L259 241L260 239H258V238H259V236H261L260 238L263 239V237H262L263 235H261V234H263L264 232L261 233V231H260V232H257ZM56 234H57V235H56ZM73 234L75 235V233H73ZM104 234H105V233H104ZM106 234H107V236H108V233H106ZM159 234H160V233H159ZM161 234H162V233H161ZM173 234H175V233H173ZM176 234H177V233H176ZM197 234H198V232H197ZM201 234H202V233H201ZM206 234H207V233H206ZM209 234H208V235H209ZM231 234H232V233H231ZM246 234H247V233H246ZM248 234H250V232H248ZM131 235H132V234H131ZM133 235H134V234H133ZM166 235H168V234L166 233ZM210 235H211V234H210ZM215 235H216V234H215ZM217 235H218V234H217ZM225 235H226V234H225ZM227 235H228V234H227ZM232 235H233V234H232ZM242 235H243V234H242ZM68 236H69V235H68ZM70 236H71V235H70ZM77 236H78V234L75 236V238H76ZM83 236H84V238H85V235H83ZM86 236H87V235H86ZM96 236H97V235H96ZM102 236H103V235H102ZM112 236H113V235H112ZM119 236H120V235H119ZM199 236H200V235H199ZM229 236H230V235H229ZM233 236H234V235H233ZM233 236H232V237H233ZM240 236H241V234H240ZM243 236H244V235H243ZM243 236L241 237L242 240L239 239V240H241V242H240V241H237V242L242 243L243 238H244V242H245V241H246V239H245L246 237H243ZM245 236H246V235H245ZM249 236H250V235H249ZM56 237H57V239H58L59 241H61V242H59L58 240H56ZM81 237H82V236H81ZM105 237H106V236H105ZM138 237H139V236H138ZM160 237H162V236H160ZM166 237L169 238V236H166ZM171 237H172V236H171ZM171 237H170V238H171ZM173 237H174V236H173ZM176 237H177V236H176ZM176 237H174V239H175ZM192 237H193V235H192ZM192 237H191V238H192ZM202 237H203V238H202ZM202 237L200 236V237H198V238H200V240H203L205 237H204V236H202ZM215 237H216V236H215ZM219 237H221V236H219ZM219 237L216 238V240H218V242H219V241H222V240H219V239H221V238L223 239V237H227V236L222 235L221 238H219ZM232 237H228L230 240H228V239H227V240L231 242V240H233ZM235 237H236V236H235ZM235 237H234V238H235ZM257 237H258V238H257ZM103 238H104V237H103ZM119 238H120V237H119ZM132 238H133V237H132ZM132 238H131V239H132ZM141 238H143V237H141ZM178 238H179V235H178ZM238 238H240V237H238ZM250 238H251L250 241H252V240H253V239H252V236H250ZM250 238H247V239H250ZM61 239H64V240H65V243H63V242H62L63 240H61ZM78 239H79V238H78ZM78 239H77V240L74 239V240H75L76 242L80 243V242L78 241ZM88 239L90 240V238H88ZM95 239L98 240L99 238L97 239V237H96ZM108 239H109V238H108ZM110 239H111V243H112V238L110 237ZM114 239H115V237H114ZM114 239H113V241H114V243H115V241H116L117 239H116V240H114ZM133 239H135V238H133ZM144 239H145V238H144ZM210 239H211V237H210ZM212 239H213V238H212ZM67 240L70 241L71 243L67 242ZM123 240L125 241L126 239H125V238H122V241H123ZM129 240H130V239H128V241H129ZM167 240H168V239H167ZM170 240H171V239H170ZM181 240H182V239H181ZM192 240H193V238H192ZM224 240H225V239H223V241H224ZM234 240H235V239H234ZM234 240H233V244H234ZM257 240H254L253 242H255V241H257ZM82 241H83V239H82ZM109 241H110V240H109ZM124 241H123V245H124ZM131 241H133V240H131ZM134 241H135V240H134ZM158 241H160V243H161V240H158ZM188 241H189V240H188ZM188 241H187V242H188ZM194 241H195V240H194ZM207 241H208V240H207ZM212 241H213V240H212ZM258 241H257V242H258ZM261 241H262V240H261ZM263 241H264V240H263ZM263 241H262V242H263ZM104 242H105V241H104ZM126 242H127V240H126ZM129 242H130V241H129ZM146 242H147V241H146ZM156 242H157V241H155V243H156ZM163 242H165V241H163ZM189 242H190V241H189ZM189 242H188V243H189ZM195 242H201V241H195ZM257 242H256V243H257ZM61 243H62V244H61ZM66 243H68L69 246H68V244H66ZM96 243H98V242H96ZM106 243H107V241H106ZM108 243H110V242H108ZM111 243H110V244H111ZM120 243H121V242H120ZM120 243H119V244H120ZM136 243H137V242H136ZM141 243H142V242H141ZM141 243H140V244H141ZM157 243H158L157 245H159V242H157ZM165 243H166V242H165ZM176 243H177V242H176ZM201 243H202V242H201ZM211 243H212V242H211ZM215 243H216V242H215ZM215 243H214V244H215ZM225 243H226V240H225ZM225 243H224V245H225ZM228 243H229V242H228ZM228 243H227V244H228ZM231 243H232V242H231ZM245 243H246V242H245ZM245 243H242L241 246L244 245ZM247 243L249 244V241H247ZM250 243H251V242H250ZM256 243H255L254 245H257ZM59 244H60V245H59ZM63 244H64V245H63ZM88 244H89V243H88ZM117 244H118V242H117ZM119 244H118V245H119ZM126 244H130V243L127 242ZM134 244H135V242L133 243V245H134ZM138 244H139V243H138ZM152 244H153V242H152ZM166 244H167V243H166ZM172 244H173V243H172ZM177 244H178V243H177ZM177 244H176V245H177ZM179 244H181V243H179ZM186 244H187V243H186ZM214 244H213V245H214ZM217 244H218V243H217ZM220 244H221V243H220ZM248 244H246V246H247ZM261 244H262V243H261ZM61 245H63V246H61ZM84 245H85V244H84ZM98 245H99V244H98ZM121 245H122V243H121ZM123 245H122V246H123ZM130 245H132V244H130ZM147 245H149V244H147ZM176 245L174 246V244H173V246H174V247H173V250H176V249H174V248L178 247V246H176ZM205 245H206V244H205ZM211 245H212V244H211ZM222 245H223V244H222ZM224 245H223V246H224ZM229 245H230V243H229ZM235 245H236V244H235ZM1 246H0V248H1ZM59 246H60V247H59ZM66 246H68L69 248H68V247L66 248ZM70 246H71V247H70ZM77 246H79V245H77ZM107 246H108V245H107ZM109 246H111V245H109ZM112 246H114V245H112ZM115 246H117L116 243H115ZM136 246H137V245H136ZM136 246L134 245V248H135ZM159 246H161V244H160ZM167 246H168V245H167ZM196 246H197V245H196ZM199 246H200V244H199ZM202 246H203V245H202ZM202 246H201V247H202ZM225 246H226V245H225ZM225 246H224V248H223V251H221V252H222V255H223V253H224L225 256L227 255V256H228L227 258H229V255H230V254H228V253H229L230 250L227 249L228 251H224V250H225ZM241 246H239V248H240ZM246 246L243 248V250H245V251H246L247 249L249 250V245H248L247 247H246ZM251 246H252V248H253V247L255 248V246H253V244H251ZM257 246H258V245H257ZM260 246H261V245H260ZM61 247H62V248L65 247V248H64V251H65L64 254H60V253H63V252H60V249H59V248H61ZM91 247H92V246H90V247H88V248H91ZM123 247H125V245H124ZM132 247H133V246H131L130 249H131V250H134V249H132ZM140 247H141V248L143 247L142 249H141V248L139 249L140 252H142L143 250L145 251V249H144L145 246H142V245H141ZM149 247H150V246H149ZM153 247H154V246H153ZM164 247H165V246H164ZM201 247H200V248H201ZM213 247H214V246H213ZM215 247H216V246H215ZM233 247H234V246H233ZM233 247H232V246L229 247V248H232L231 252L234 251V250H233V249H234ZM261 247H263V246H261ZM75 248H76V247H75ZM81 248H82V247H81ZM111 248H112V247H111ZM111 248H110V250H111ZM125 248H126V247H125ZM125 248L123 249L124 251H125ZM169 248H172V246L169 247ZM169 248H168V249H169ZM194 248L198 249L197 247H194ZM209 248H210V247H209ZM226 248H227V247H226ZM239 248H238V249H239ZM6 249H7V250H6ZM82 249H83V248H82ZM108 249H109V248H108ZM113 249H114V248H113ZM136 249H137V248H136ZM136 249H135V250H136ZM168 249H167V250H168ZM202 249H203V247H202ZM202 249H201V250H202ZM207 249H208V248H207ZM207 249H206V250H207ZM212 249H213V248H212ZM261 249H262V248H261ZM0 250H1V249H0ZM91 250H93V249H91ZM116 250H117V249H116ZM120 250H121V249H120ZM126 250H127V251H126L127 254L129 255V256H128V255H127V256L130 257V255H131V257L133 258L132 255L134 254V252L129 254V253H128V249H126ZM137 250H138V249H137ZM141 250H142V251H141ZM147 250H148V249H147ZM167 250H166V252H167V253H168V252L170 253V251H167ZM198 250H200V249H198ZM201 250L198 251V252H199L198 254H203V252H202ZM215 250H216V249H215ZM219 250H220V249H219ZM221 250H222V249H221ZM239 250H240V249H239ZM239 250L235 249V252L238 253ZM241 250H242V249H241ZM243 250H242V251H243ZM250 250H251V247H250ZM256 250H257V248H256ZM7 251H8V252H7ZM61 251H63V250L61 249ZM70 251H71V250H70ZM75 251H79V250L77 249V250H75ZM81 251H84V250H81ZM111 251H112V250H111ZM113 251H115V250H113ZM113 251H112V252H113ZM121 251H122V250H121ZM129 251H130V250H129ZM144 251H143V252H144ZM187 251H188V250H187ZM207 251H208V250H207ZM207 251H206V252H207ZM4 252H7V253H4ZM116 252H117V251H116ZM140 252H139V253H140ZM145 252H146V251H145ZM166 252H165V253H166ZM176 252H177V251H176ZM188 252H189V251H188ZM191 252L196 253V250L194 249V251H191ZM191 252H190L189 254H191ZM200 252H201V253H200ZM204 252H205V251H204ZM208 252H209V251H208ZM221 252H219L220 255H221ZM239 252H240V255H243V254H244V252H243V254H242L241 251H239ZM257 252H258V251H256V254H259V253H257ZM1 253H2V254H1ZM3 253H4V254H3ZM119 253H120V252H119ZM124 253H125V252H124ZM139 253H138V254H139ZM148 253H149V251H148ZM169 253H168V254H169ZM194 253H193V254H194ZM211 253H212V252H211ZM214 253H215V251H214ZM219 253H215V254H217L216 256H218ZM67 254H68V255H67ZM70 254H72L71 256H72V258H73V261H74V260H77V259H74V258H76L77 255H73L72 251H71ZM77 254H78V253H77ZM82 254H83V252H82ZM90 254H91V253H90ZM94 254L97 255L95 252H94ZM117 254H118V253H117ZM117 254H116V255H117ZM141 254H142V253H141ZM177 254H179V253H177ZM184 254H185V253H184ZM193 254H191V255H193ZM196 254H197V253H196ZM196 254H194L193 257H191V255H190L191 258H189V259L192 260V259L194 258V260H195L196 263L198 262L199 264H203L204 261L200 263L201 259H203V258H202L203 256L200 255V256H201V259H200V261H198V259H199V258H198L199 255L195 256ZM205 254H206V253H205ZM207 254H208V253H207ZM215 254H214V255H215ZM234 254H235V253H234ZM238 254H239V253H238ZM238 254H237V255H238ZM65 255H66V258H69V259H66V258L64 259L63 256H65ZM91 255H92V254H91ZM95 255H94V256L92 255V257H96ZM99 255H101V253H100ZM114 255H115V254H114ZM116 255H115V256H116ZM143 255L146 256L145 254H142V256L140 255L141 258L144 257ZM151 255H152V257H154V253L151 254ZM166 255H167V254H166ZM169 255H170V254H169ZM185 255H186V254H185ZM222 255H221V257L223 258ZM244 255H247V254H244ZM248 255H250V254H248ZM261 255H262V254H261ZM61 256H62V257H61ZM73 256H75V257H73ZM84 256H85V255H84ZM108 256H109V255H108ZM136 256H137V255H136ZM187 256H188V255H187ZM187 256H186V257H187ZM208 256H209V255H207V257H208ZM259 256H260V255H259ZM259 256L255 258V261H254V260H251V261L249 260L250 262L245 261V263H249V264H251V262L253 261V262H254L253 264H256V263H257L256 260H257V258H259ZM78 257H80V253H79ZM168 257H171V256H168ZM186 257H184V258H186ZM209 257H210V256H209ZM218 257H219V256H218ZM250 257H251V255H250ZM260 257H261L260 259L262 260V256H260ZM80 258H82V257H80ZM97 258H98V256H97ZM97 258H95L96 261H99ZM100 258H101V257H100ZM102 258H103V255H102ZM104 258H106V257H104ZM116 258H117V257H116ZM132 258H131V259H132ZM172 258H174V257L172 256ZM195 258H196V259H195ZM197 258H198V259H197ZM213 258H214V257H213ZM216 258H217V257H216ZM222 258H220V259L218 258V259H217L218 261H217V260H214V261H215L214 263H216V261H217V264H218V262H219L220 264H222L221 262L224 263V260H223V259H225V258H223V259H222ZM238 258H239V257H238ZM243 258H244V257H243ZM63 259L66 260V261H63ZM111 259H113V257H112ZM118 259H119V257H118ZM118 259H116L115 261H117ZM129 259H130V258H129ZM129 259H128V260H129ZM137 259H138V256H137ZM145 259H146V260L150 259V254H149V258H148V255H147V258L144 257V260H145ZM189 259H188V257H187V261H185V260H182V261H185L186 263H189V262H188ZM241 259H242V258H241ZM245 259H247L246 256H245ZM251 259H252V258H251ZM263 259H264V258H263ZM81 260H82V259H81ZM123 260H124V259H123ZM128 260H127V261H128ZM140 260L142 261V259H140ZM144 260H143V261H144ZM176 260H177V259H176ZM179 260H181V259H179ZM196 260H197V261H196ZM204 260H205V259H204ZM207 260H209V258H208ZM219 260H220V261H219ZM227 260H228V259H227ZM227 260H226V261H227ZM232 260L234 261V259H232ZM247 260H248V259H247ZM83 261H84V260H83ZM88 261H90V259H89ZM96 261L94 260V262H96ZM109 261H110V258H109ZM112 261L114 262V260H112ZM131 261H132V260H131ZM154 261H155V260H154ZM156 261H157V260H156ZM172 261H173V260H172ZM172 261H169L168 264H169L170 262H172ZM177 261H178V260H177ZM177 261H174V262H176V264H178L180 261H179V262H177ZM205 261H206V260H205ZM209 261H210V260H209ZM209 261H208V262H209ZM226 261H225V263H226ZM102 262H105V264H106V263H107V260L104 261V259H103ZM128 262H129V261H128ZM132 262H134V261H132ZM145 262H146V261H145ZM145 262H143V263L145 264ZM157 262H159V261H157ZM192 262H194V261L192 260ZM192 262H190V263H192ZM212 262H213V261H212ZM212 262H211V263H212ZM228 262H229V263L231 262L232 264H237V263H235V261L232 262L231 260H228L226 264H228ZM255 262H256V263H255ZM79 263H82V262L80 261ZM79 263H78V260H77V263H76V262H74V263L72 262V264H79ZM108 263H109V262H108ZM126 263H127V262H126ZM136 263H137V262H136ZM141 263H142V262H141ZM141 263L139 262V264H141ZM143 263H142V264H143ZM153 263H155V262H153ZM198 263H197V264H198ZM225 263H224V264H225ZM231 263H230V264H231ZM83 264H84V263H83ZM91 264H93V263H91ZM95 264H97V263H95ZM99 264H100V261H99ZM114 264H116V263H114ZM118 264H119V262H118ZM148 264H151V262H149ZM157 264H159V263H157ZM170 264H171V263H170ZM172 264H173V262H172ZM179 264H180V263H179ZM207 264H209V263H207ZM212 264H213V263H212ZM240 264H242V263H240ZM257 264H259V262H258Z\"/></svg>",
  "mask_w": 264,
  "mask_h": 264
}]
</instances>
